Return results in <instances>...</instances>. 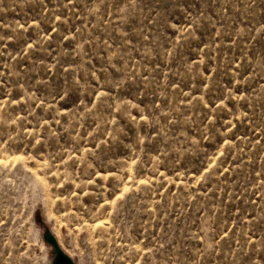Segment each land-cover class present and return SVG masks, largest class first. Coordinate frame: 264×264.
<instances>
[{"label": "rangeland", "instance_id": "1", "mask_svg": "<svg viewBox=\"0 0 264 264\" xmlns=\"http://www.w3.org/2000/svg\"><path fill=\"white\" fill-rule=\"evenodd\" d=\"M45 230L264 264V0H0V264H52Z\"/></svg>", "mask_w": 264, "mask_h": 264}, {"label": "water", "instance_id": "2", "mask_svg": "<svg viewBox=\"0 0 264 264\" xmlns=\"http://www.w3.org/2000/svg\"><path fill=\"white\" fill-rule=\"evenodd\" d=\"M44 241L52 247V253L54 255L52 264H74L71 257L62 249L57 239L49 230H45L43 233Z\"/></svg>", "mask_w": 264, "mask_h": 264}, {"label": "bare ground", "instance_id": "3", "mask_svg": "<svg viewBox=\"0 0 264 264\" xmlns=\"http://www.w3.org/2000/svg\"><path fill=\"white\" fill-rule=\"evenodd\" d=\"M103 226V225H102ZM101 227V226H100ZM60 245V244H59Z\"/></svg>", "mask_w": 264, "mask_h": 264}]
</instances>
